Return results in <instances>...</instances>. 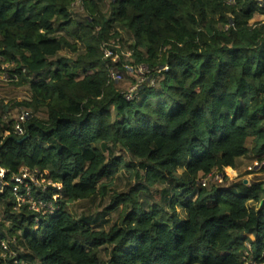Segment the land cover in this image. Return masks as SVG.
Returning <instances> with one entry per match:
<instances>
[{"label": "trees", "instance_id": "1", "mask_svg": "<svg viewBox=\"0 0 264 264\" xmlns=\"http://www.w3.org/2000/svg\"><path fill=\"white\" fill-rule=\"evenodd\" d=\"M70 4L0 0V73L14 63L11 74L32 79L31 96L18 104L47 113L30 118L23 135L6 137L0 164L9 173L23 165L47 168L64 187L58 209L34 231L36 213L18 214L13 197L0 195L9 233L21 230L25 241L17 258L25 264H242L252 234L255 251L264 253V181L226 176L219 185L199 183L214 169L235 168L250 152V137L256 157L264 158V21L250 24L264 14V3L90 0L82 18ZM120 28L129 36V63L149 69L132 100L109 80L100 50ZM65 49L77 56L61 55ZM117 68L127 72L122 63ZM118 145L138 160L145 180L175 185L164 205L137 204L127 193L123 201L135 205L122 223L96 231L99 217L76 218L67 203L100 192V182L123 161L106 154ZM3 226L0 221V241L11 244ZM103 246L110 248L107 260L99 256ZM11 261L0 256V264Z\"/></svg>", "mask_w": 264, "mask_h": 264}, {"label": "rangeland", "instance_id": "2", "mask_svg": "<svg viewBox=\"0 0 264 264\" xmlns=\"http://www.w3.org/2000/svg\"><path fill=\"white\" fill-rule=\"evenodd\" d=\"M264 3V0H259ZM74 15H77L78 18H82L86 15L85 12H73ZM218 19V16L215 17ZM264 21V14L256 13L254 17L250 20V24L256 26L257 23ZM120 35L123 37V47L124 49H129L127 42L129 41V36L125 29H118ZM70 41L74 42L71 37H68ZM10 39V38H9ZM79 51L82 52L84 46L82 44L79 45ZM79 52V53H80ZM78 53V52H77ZM77 53L69 52L67 49L61 52V55L65 57H75ZM124 60V58L122 59ZM122 66L125 64H129V60L121 61ZM144 65L146 70L144 69L143 80H141V75L139 76L137 71L133 72H125V77L123 80L119 82H115V88L121 92L126 93L131 86L137 84L138 82L141 84L146 81L148 76V66L146 64H139V66ZM10 69H8V73L10 75ZM14 74V73H13ZM32 79L28 78V81H21L20 76H18L17 81H1L0 80V115L4 113L7 109H15L20 105L18 103L25 101L27 98L31 96L30 90V81ZM141 80V81H140ZM154 83V79L151 82ZM8 102V104L6 103ZM11 104V105H10ZM9 105L11 107H9ZM33 116L37 118H45L47 113L46 109L41 107L38 110H33ZM13 116V115H12ZM247 146L250 149V152L247 156H245L244 161L242 162L241 172H235L232 168H229V173L234 177V179L238 180L245 176V168L250 163L251 160L257 158L256 150L254 147V140L252 137L248 138ZM108 159L114 157H121L123 161L119 164V168L117 172L112 175L110 178L103 179L99 188L100 192L89 199L86 200H77L70 201L67 203V209L75 216L76 218L81 217H99L97 223L93 224V227L96 231H108L114 225H120L122 223V219L124 215L132 210V207L135 203H128L123 201L124 196L127 193H131L133 199L137 200V204H141L143 201H146L149 205L160 204L164 205L166 198L171 195V188L175 183H156L151 184L149 181L145 180V171L142 166L137 163V159L131 155L130 151H128L125 147L111 146L109 150L106 152ZM182 173V169H178V176ZM255 180H264V174L260 176H253L250 182ZM147 186V189L144 187ZM144 205V204H143ZM142 206V205H141ZM147 206V205H144ZM249 206L258 207V204L255 202H250ZM4 203H0V221L4 222V226L2 227L3 231L9 234L12 237L11 243V251L15 253L23 252L26 249L25 241L23 240L21 234V230L9 233L8 228H10L11 223L7 222L3 218V210ZM14 212L20 213V210L13 209ZM178 212L182 217L185 216V212L183 209L178 207ZM13 221V220H12ZM10 223V224H9ZM36 229L35 224L31 226V230L34 231ZM16 238L17 242L13 240ZM254 239V235H250L248 241ZM110 248L107 246H103L100 248L99 256L102 260H107L109 257Z\"/></svg>", "mask_w": 264, "mask_h": 264}, {"label": "built area", "instance_id": "3", "mask_svg": "<svg viewBox=\"0 0 264 264\" xmlns=\"http://www.w3.org/2000/svg\"><path fill=\"white\" fill-rule=\"evenodd\" d=\"M90 0H71L70 9L72 12H85L86 3ZM102 57L108 64V77L110 81L119 82L124 79L125 73L117 68L122 59L131 61L132 50L124 49L123 38L121 35L110 38L104 41L100 47ZM14 66V63H5L2 66L0 73L1 81H17L18 74L10 75L8 69ZM124 68L127 72H133L135 68L129 63L125 64ZM144 65L138 66L135 71L141 75L143 80ZM140 80V81H141ZM140 83L133 85L124 93L127 100H132L138 90ZM8 104V102H6ZM11 105V104H10ZM9 105V107H11ZM13 115V116H12ZM33 117V111L23 106L15 109H7L1 114L0 123V146L10 134L23 135L25 133L26 122ZM11 122V123H10ZM10 123V124H9ZM8 126V127H7ZM229 167H226L224 172L219 169H214L208 174L203 175L199 179V183L203 187L209 185H219L228 176L230 179L234 178L229 173ZM244 180L247 179L250 183L253 176H260L264 174V158H255L246 166ZM264 181V180H263ZM63 183L55 181L51 177L50 170L38 166L31 167L23 165L17 172L9 173V169L0 164V195L9 193L14 199L13 208L15 210L26 209L27 211L36 213L35 226L40 224L43 217L54 214L58 209V201L62 198ZM16 241V238L13 240ZM0 256L2 260H7L11 257L10 264H25L24 260L17 258V254L11 251V244L9 240L2 239L0 241ZM242 264H264V253L258 254L253 247L252 241H245L241 252Z\"/></svg>", "mask_w": 264, "mask_h": 264}, {"label": "crops", "instance_id": "4", "mask_svg": "<svg viewBox=\"0 0 264 264\" xmlns=\"http://www.w3.org/2000/svg\"><path fill=\"white\" fill-rule=\"evenodd\" d=\"M245 157H241L239 158L238 162H237V165L235 168H232V167H229V168H232L233 170H235V172H241V167H242V162L244 161Z\"/></svg>", "mask_w": 264, "mask_h": 264}, {"label": "water", "instance_id": "5", "mask_svg": "<svg viewBox=\"0 0 264 264\" xmlns=\"http://www.w3.org/2000/svg\"><path fill=\"white\" fill-rule=\"evenodd\" d=\"M244 183H246V184H247V183H248V180H247V179H245V180H244ZM263 204H264V200H263V201H262V203H261V207L263 206Z\"/></svg>", "mask_w": 264, "mask_h": 264}]
</instances>
